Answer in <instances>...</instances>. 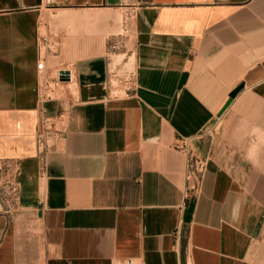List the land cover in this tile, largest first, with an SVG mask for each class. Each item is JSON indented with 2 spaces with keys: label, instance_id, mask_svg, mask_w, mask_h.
I'll return each instance as SVG.
<instances>
[{
  "label": "crops",
  "instance_id": "0c3cea01",
  "mask_svg": "<svg viewBox=\"0 0 264 264\" xmlns=\"http://www.w3.org/2000/svg\"><path fill=\"white\" fill-rule=\"evenodd\" d=\"M126 1L0 0V264H264V0ZM40 49L73 95L41 105ZM181 138L207 161L198 200Z\"/></svg>",
  "mask_w": 264,
  "mask_h": 264
},
{
  "label": "built area",
  "instance_id": "2783aa9c",
  "mask_svg": "<svg viewBox=\"0 0 264 264\" xmlns=\"http://www.w3.org/2000/svg\"><path fill=\"white\" fill-rule=\"evenodd\" d=\"M43 47L49 44L47 36L42 37ZM39 75V95L40 103L44 105L49 101L56 100L59 95V90L64 85L69 87L70 93H75V74L71 66L58 72L55 76H50L47 68V54L43 49H40V59L38 63ZM131 82V78H128ZM43 111V108H42ZM53 122L49 117L43 116L41 118V132L38 136V155L41 159L42 171L45 172L47 168V156L50 151V143L48 134L52 130ZM202 134L200 139L203 138ZM176 149L182 151L187 158L186 174H185V199L198 200L204 179L207 173V161L198 152L195 141L192 139H179L176 142ZM182 227L178 230V237H180Z\"/></svg>",
  "mask_w": 264,
  "mask_h": 264
},
{
  "label": "rangeland",
  "instance_id": "374dc122",
  "mask_svg": "<svg viewBox=\"0 0 264 264\" xmlns=\"http://www.w3.org/2000/svg\"><path fill=\"white\" fill-rule=\"evenodd\" d=\"M126 2L132 3V0H127ZM126 17L122 18L121 25L123 28H120V34H124L126 30ZM131 21V20H130ZM129 21V26H130ZM45 34V32H44ZM125 38V37H124ZM121 36H120V43L118 44L117 48L112 51L111 55V63H112V75L114 76V86H113V92L117 96L122 95L123 88L121 87L122 83L125 82V73L128 71H133L134 69V60L132 58V45L131 43L126 46L125 42H121ZM45 49V48H44ZM212 128H208L204 134L210 133ZM7 168L4 165L0 164V195L2 198L5 195L4 192V183L2 181V175L3 171H5Z\"/></svg>",
  "mask_w": 264,
  "mask_h": 264
},
{
  "label": "water",
  "instance_id": "95a60500",
  "mask_svg": "<svg viewBox=\"0 0 264 264\" xmlns=\"http://www.w3.org/2000/svg\"><path fill=\"white\" fill-rule=\"evenodd\" d=\"M241 88H242V87H241ZM241 88L238 89V90L233 94V96H235V95L241 90Z\"/></svg>",
  "mask_w": 264,
  "mask_h": 264
}]
</instances>
